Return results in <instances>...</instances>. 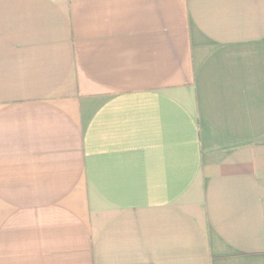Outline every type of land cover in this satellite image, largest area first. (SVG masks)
I'll return each mask as SVG.
<instances>
[{
  "label": "crops",
  "instance_id": "crops-1",
  "mask_svg": "<svg viewBox=\"0 0 264 264\" xmlns=\"http://www.w3.org/2000/svg\"><path fill=\"white\" fill-rule=\"evenodd\" d=\"M0 264H264V0H0Z\"/></svg>",
  "mask_w": 264,
  "mask_h": 264
}]
</instances>
